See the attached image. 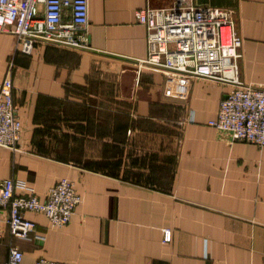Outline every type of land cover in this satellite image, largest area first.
I'll return each instance as SVG.
<instances>
[{
  "label": "crops",
  "instance_id": "crops-1",
  "mask_svg": "<svg viewBox=\"0 0 264 264\" xmlns=\"http://www.w3.org/2000/svg\"><path fill=\"white\" fill-rule=\"evenodd\" d=\"M177 1L89 0L87 49L40 44L23 56L0 34V82L10 70L23 125L17 150L0 148V183L25 181L43 202L66 178L82 199L61 230L27 212L29 240L12 239L0 212V264L11 245L22 264H264V148L208 124L232 86L196 79L180 102L143 64L137 11ZM192 3L232 13L240 79L264 88V0Z\"/></svg>",
  "mask_w": 264,
  "mask_h": 264
},
{
  "label": "built area",
  "instance_id": "built-area-1",
  "mask_svg": "<svg viewBox=\"0 0 264 264\" xmlns=\"http://www.w3.org/2000/svg\"><path fill=\"white\" fill-rule=\"evenodd\" d=\"M136 18L147 30L148 57L143 64L164 77L165 97L187 101L196 79L231 85L209 126L228 134L234 142L264 148V88L245 85L240 79L243 41L232 13L178 0L171 8L139 10ZM88 23L89 0H0V34L14 36L15 52L23 56H31L40 44L89 48ZM9 72L0 82V148L14 151L20 146L23 125ZM81 203L73 182L66 178L49 189L43 202L25 181L6 179L0 183V212L8 214L12 239L29 240L35 232L36 225L26 218L27 212L43 214L52 229L61 230ZM171 240L172 232L165 230L163 242ZM23 260V252L11 245L3 264H22ZM35 264L69 263L42 258Z\"/></svg>",
  "mask_w": 264,
  "mask_h": 264
}]
</instances>
